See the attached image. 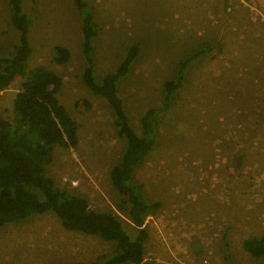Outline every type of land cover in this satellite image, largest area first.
Segmentation results:
<instances>
[{
	"label": "rangeland",
	"instance_id": "obj_1",
	"mask_svg": "<svg viewBox=\"0 0 264 264\" xmlns=\"http://www.w3.org/2000/svg\"><path fill=\"white\" fill-rule=\"evenodd\" d=\"M94 14V72H114L128 49L140 53L118 83L131 124L163 104L165 83L189 62L182 87L157 121L158 143L136 171L148 202L162 205L145 222L146 260L154 264H262L244 248L264 235V0H84ZM33 20L28 68L63 79L58 97L78 126L79 145L56 146L46 175L92 207L120 212L110 171L125 141L103 98L83 82L81 14L75 0H23ZM9 0H0V57L18 44ZM69 49L65 65L54 49ZM4 64L0 65V68ZM24 79L0 93V113L15 117ZM115 243L64 228L49 212L0 228V264H91Z\"/></svg>",
	"mask_w": 264,
	"mask_h": 264
},
{
	"label": "trees",
	"instance_id": "obj_2",
	"mask_svg": "<svg viewBox=\"0 0 264 264\" xmlns=\"http://www.w3.org/2000/svg\"><path fill=\"white\" fill-rule=\"evenodd\" d=\"M9 3L11 25L19 37L17 46L6 57H0V65L4 64L0 68V93L17 78L24 80L14 101V120H6L0 113V228L51 212L68 230L115 243L114 254L103 264H154L145 257V244L149 238L145 222L162 203L159 200L148 202L143 186L135 182L134 175L158 143L157 121L170 108L175 93L182 87L187 65L207 53L212 44L184 61L178 76L165 83L163 104L143 114L141 133L138 134L125 111L118 83L130 73L140 47L131 46L119 67L98 82L93 49L98 26L86 2L75 0L82 17L86 61L83 82L111 108L115 126L125 141L123 155L110 171L111 183L122 198L117 206L124 218L113 210L92 207L87 198L59 187L52 177L46 175L45 165L53 160L56 146L65 149L78 147V126L58 97L63 88L62 77L43 66L29 70L28 59L32 54L29 35L33 20L24 10L23 0H9ZM70 59L69 49L55 47L54 61L57 64L65 65ZM244 248L254 258L263 257L264 235L247 239Z\"/></svg>",
	"mask_w": 264,
	"mask_h": 264
},
{
	"label": "built area",
	"instance_id": "obj_3",
	"mask_svg": "<svg viewBox=\"0 0 264 264\" xmlns=\"http://www.w3.org/2000/svg\"><path fill=\"white\" fill-rule=\"evenodd\" d=\"M205 263H206V264H208V262H207V261H205Z\"/></svg>",
	"mask_w": 264,
	"mask_h": 264
},
{
	"label": "crops",
	"instance_id": "obj_4",
	"mask_svg": "<svg viewBox=\"0 0 264 264\" xmlns=\"http://www.w3.org/2000/svg\"><path fill=\"white\" fill-rule=\"evenodd\" d=\"M157 264V263H156Z\"/></svg>",
	"mask_w": 264,
	"mask_h": 264
}]
</instances>
